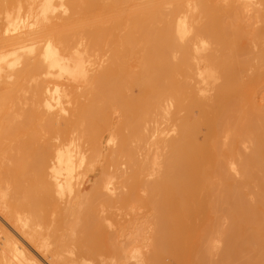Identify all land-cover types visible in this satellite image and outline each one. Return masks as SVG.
I'll return each instance as SVG.
<instances>
[{
	"label": "bare ground",
	"instance_id": "1",
	"mask_svg": "<svg viewBox=\"0 0 264 264\" xmlns=\"http://www.w3.org/2000/svg\"><path fill=\"white\" fill-rule=\"evenodd\" d=\"M251 11L0 0V264H264Z\"/></svg>",
	"mask_w": 264,
	"mask_h": 264
},
{
	"label": "rangeland",
	"instance_id": "2",
	"mask_svg": "<svg viewBox=\"0 0 264 264\" xmlns=\"http://www.w3.org/2000/svg\"><path fill=\"white\" fill-rule=\"evenodd\" d=\"M263 8V7H262ZM253 11H251V12H249V13H247V16L248 15H252L253 17H254V21H252V18L251 19H249L247 16V18H248V20H247V22H252V23H254V25L253 24H251V25H253V28L251 27V29H252V32L253 33H255V35L253 34V40H251V41H249L250 42V45H251V50H252V53H258V50H259V52L261 53V51H260V49H262V51L264 50V14H263V16H261L260 18H258L257 16H256V14L254 15V12L252 13ZM263 13H264V11H262ZM251 16V17H252ZM261 18H262V20H261ZM259 19V20H258ZM246 20V19H245ZM256 20H257V23H256ZM259 22V23H258ZM259 28L258 30L256 29L255 30V28ZM254 30H255V32H254ZM261 30V31H260ZM258 33V34H257ZM260 33V34H259ZM263 34V35H262ZM248 36H250L251 37V35H248ZM248 40V39H247ZM254 40H256V41H254ZM252 41H254L253 42V44H252ZM212 46V47H211ZM214 45L212 44V45H210V47L208 48V51L209 50H211L212 49V51H213V49H214ZM257 47V48H256ZM254 48V49H253ZM208 51L207 52H205V51H203V52H205L204 54H208ZM260 53H258V54H260ZM252 55L251 57L252 58H255L257 55ZM256 60H258V59H256ZM255 60V61H256ZM255 61H253L254 62V65H252V68L254 69V70H252V68L249 66H247V69H246V72H245V79H247V81H249V79L248 78H258V80L256 81V82H250V84H249V87L251 86L252 87V96H251V104L249 105V107H251V108H256V107H258V108H256L257 110H262L263 109V111H264V71H262V69L264 70V64L263 65H261V68H260V70L262 71H260V72H257V71H259V69H257V71H255V67L257 66V65H255V64H257ZM253 64V63H252ZM260 67V65L258 66V68ZM249 68H250V70H249ZM257 68V67H256ZM248 70H249V76L247 77L246 75H248L247 73H248ZM253 71H255L256 72V74L254 73V74H251V73H253ZM251 74V75H250ZM214 80H209V82L210 83H208L209 85V88H210V86H212V88H213V86L215 85V86H217L220 82H217L216 84H214V83H212ZM211 83L212 84H214V85H211ZM249 83V82H248ZM212 88H210V90L212 89ZM260 88V89H259ZM253 97L255 98V99H253ZM203 99V98H202ZM252 100H254L255 101V103H254V101H252ZM257 101V102H256ZM253 103H254V105H253ZM258 104V105H257ZM252 105V106H251ZM261 107V108H260ZM206 109H210L209 107H207ZM260 110V111H261ZM170 135H171V133L169 134V136L168 137H170ZM200 141L199 142H202L203 140H202V138H200L199 139ZM249 143H247L246 145L247 146H250V145H248ZM111 146V145H110ZM249 152V151H248ZM264 181H263V183H262V189H264ZM255 189H257V188H255ZM4 220H2L3 222H0V223H5V224H8L9 226H11V227H13V228H15L11 223H10V221H8L6 218H3ZM40 255L41 256H43L44 257V255L43 254H41L40 253Z\"/></svg>",
	"mask_w": 264,
	"mask_h": 264
}]
</instances>
